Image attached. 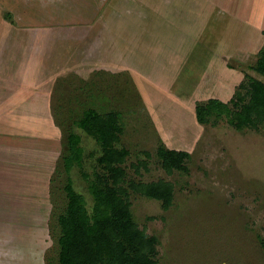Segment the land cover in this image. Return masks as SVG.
<instances>
[{"label": "rangeland", "instance_id": "obj_1", "mask_svg": "<svg viewBox=\"0 0 264 264\" xmlns=\"http://www.w3.org/2000/svg\"><path fill=\"white\" fill-rule=\"evenodd\" d=\"M157 22L191 36L194 59L174 81L144 71L156 81L149 83L141 67L156 60L131 59L129 72L123 56L132 58L137 34L155 33L151 23ZM263 46L264 0H0V85H18L24 100L10 118L20 126L28 121L24 131L34 129V136L21 139L24 147L33 145L52 166V204L39 206L44 216L51 213L47 264H58V216L67 207L68 179L91 210L89 187L104 172L100 146L75 124L89 108L118 114L123 131L116 146L128 151L123 168L131 210L139 227L158 237L159 264H264V127L239 130L225 118L203 125L192 107H175L173 97L230 101L246 74L264 81L253 70ZM149 48L166 61L175 45ZM202 85L211 91L200 96ZM48 121L56 137L47 135ZM71 132L81 136L84 155L82 165L67 172ZM161 139L190 153L187 171L167 173L157 155ZM160 180L174 187L170 206L131 186Z\"/></svg>", "mask_w": 264, "mask_h": 264}, {"label": "trees", "instance_id": "obj_2", "mask_svg": "<svg viewBox=\"0 0 264 264\" xmlns=\"http://www.w3.org/2000/svg\"><path fill=\"white\" fill-rule=\"evenodd\" d=\"M253 70L264 77V46L257 54ZM195 112L197 121L203 125L213 118H225L239 130L264 127V81L246 74L230 101L218 98L201 101L196 104ZM75 124L100 146L102 155L98 163L104 172L96 174L89 187L93 197L91 210L84 195L75 189L72 179H68L64 189L67 207L58 216V264H159L158 237L141 229L131 210L123 168L128 151L116 146L123 131L118 114L89 108ZM66 139L67 153L63 161L66 171L70 172L75 165H82L84 150L80 135L71 132ZM160 141L157 155L167 173L187 171L190 153L170 149ZM131 186L166 206L172 204L174 187L170 182L160 180Z\"/></svg>", "mask_w": 264, "mask_h": 264}, {"label": "crops", "instance_id": "obj_3", "mask_svg": "<svg viewBox=\"0 0 264 264\" xmlns=\"http://www.w3.org/2000/svg\"><path fill=\"white\" fill-rule=\"evenodd\" d=\"M151 26L155 33L148 34V31H145V33L141 31L140 34H137L139 37L141 36L138 42V50L132 55V58L129 55L127 57L123 56V70L132 72L135 69L133 67L135 63L132 64L133 60L131 59L143 61L142 56H147L148 58L145 61L156 60V64L154 66L143 64L141 67L144 68L141 70L142 76H145V72H148L149 75L153 70H157L163 72L162 75H166L169 80L174 81L176 79L173 78L180 76L185 71V69H182L185 67L186 62L190 57H193L194 52L188 50V45L191 44V48H193L192 46L196 41L188 36L184 30L177 32L178 27L177 29L173 28L170 23L157 22L156 24L151 23ZM167 26L172 30L170 33L166 32ZM151 36L153 42L148 40ZM164 42L171 44V46L175 45V48L168 52L171 57L167 56L168 60L166 61L159 57L157 53L150 55L153 48H149V44H151L154 49H160L165 44ZM143 46L145 50L148 49L149 54L143 52ZM138 64L141 65L140 62ZM204 72L203 75L210 74L209 67H204ZM183 76L187 77L188 75L184 73ZM145 77L148 78L149 83H156L147 75ZM1 82H3V85H0V264H47V254L45 255V253L53 245L52 239L47 235L51 213L44 216L39 206L46 205L48 207L52 204V166L49 160H44L41 156L35 154L33 145H30V148L24 147L23 144L28 138L31 137L32 140L34 136L32 130L34 129L31 132L24 131L28 121L22 122L20 126L17 120L14 122L10 118V111L13 108H19V101L21 100L24 103V100L18 96L21 90L18 89V85L14 87L11 84H5V81ZM191 82L192 80L189 81L190 85ZM207 82L209 83V80ZM142 89L145 91L143 87ZM201 89L200 96L211 91L208 85H202ZM173 97L175 107L178 105L180 108L192 107L194 109L192 115L194 116L196 114V104L214 98V95L206 98L199 96L195 98L194 95H191L189 96L192 98L191 101L184 95ZM218 99L226 102L224 98L218 97ZM27 108H29V105ZM25 115L29 118L28 111ZM4 116L7 121L3 120L2 117ZM14 123L15 126H13ZM35 123L34 119L32 126ZM3 124H5V128H2ZM50 124L51 122L48 121L47 135L56 137L57 131ZM19 127L25 133L24 137H20ZM25 138L27 140H21ZM162 138L164 139V137ZM165 145L167 146V144Z\"/></svg>", "mask_w": 264, "mask_h": 264}]
</instances>
